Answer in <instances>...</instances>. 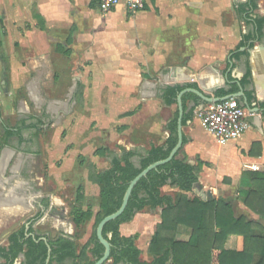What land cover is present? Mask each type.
<instances>
[{
	"label": "crops",
	"instance_id": "crops-1",
	"mask_svg": "<svg viewBox=\"0 0 264 264\" xmlns=\"http://www.w3.org/2000/svg\"><path fill=\"white\" fill-rule=\"evenodd\" d=\"M145 1L144 9L136 13L121 3L103 14L97 0H0V10L16 34L25 28L19 44L33 55L31 68L17 69L31 71L35 77L51 73L46 51L55 48L64 57L56 67L59 76L74 79L68 93L82 94L79 102L70 96L52 108L55 115L63 113L57 118L65 133L57 141L61 151L48 152L42 178V184L47 178L48 192L38 204L42 218L32 226L35 235L50 240L70 237L82 247L99 212L94 175L107 171L113 155L123 151L136 153L133 162L139 166L140 157L152 147H166L172 125L178 139L179 124L182 147L177 158L201 166L200 189L193 188L186 194L188 199L227 201L235 218L264 226V219L245 208L243 196L248 188L241 184L245 173L264 174V0H255L252 9L251 0ZM175 86L193 92L184 93L180 105L179 94L167 105L163 93ZM219 91L234 97L247 112L246 132L224 144L201 127L199 118L208 103L198 94L214 99ZM160 193L174 203L182 194L168 185ZM87 211L92 213L90 220L76 227L73 219ZM161 211L145 209L120 225L121 237L137 238L143 263L155 258L148 248L161 223ZM45 212L53 229L70 221L68 230L40 234ZM190 233L179 225L176 239ZM236 249H243L241 237ZM22 261L23 255L16 264Z\"/></svg>",
	"mask_w": 264,
	"mask_h": 264
},
{
	"label": "trees",
	"instance_id": "trees-1",
	"mask_svg": "<svg viewBox=\"0 0 264 264\" xmlns=\"http://www.w3.org/2000/svg\"><path fill=\"white\" fill-rule=\"evenodd\" d=\"M254 1L248 4L254 8ZM38 23L40 17L34 14ZM260 24L258 23V26ZM185 88L175 86L167 88L163 98L167 105L176 101L177 95ZM227 93L219 91L216 98H225ZM34 126V125H32ZM171 136L166 147H152L147 156L140 157L139 166L133 162L134 152L123 151L113 155L109 169L94 175V183L99 188V212L96 214L91 237L79 248L70 237L59 236L53 240L35 235L33 224L41 219L38 214L26 227L13 232L7 239V245L0 247V259L3 264H16L19 256H24L20 264H46L48 246L51 250L48 264H94L99 260L104 248L96 237V228L100 221L115 213L121 206L128 184L141 171L150 165L165 160L177 143L176 125L171 126ZM8 137L17 136L23 141L17 130H10ZM201 166H192L177 155L167 164L149 172L134 187L123 214L108 223L103 229V237L110 244V264H264V226L259 222L247 221L243 217L235 218L232 206L224 200L202 201L197 197L188 199L194 186L199 190L198 175ZM242 185L248 188L244 193L243 204L246 209L264 219V174L245 173ZM170 186L182 192L174 203L170 197L162 196L160 189ZM78 191L76 200L82 196ZM162 208L161 223L157 226L154 240L148 253L154 256L151 263L140 261L141 252L137 249L136 237H121L119 228L130 222L135 214L148 209ZM90 211L79 213L73 223L79 227L90 220ZM183 225L191 230L187 237L176 239L177 227ZM243 239V249H236L237 238ZM47 240V245L41 239ZM255 257L258 261L255 262ZM107 262L105 264H107Z\"/></svg>",
	"mask_w": 264,
	"mask_h": 264
},
{
	"label": "rangeland",
	"instance_id": "rangeland-1",
	"mask_svg": "<svg viewBox=\"0 0 264 264\" xmlns=\"http://www.w3.org/2000/svg\"><path fill=\"white\" fill-rule=\"evenodd\" d=\"M25 31V28L21 29L17 35V31L11 28L7 14L0 10V164L6 161L0 175L10 180L5 181L7 187L10 186L8 183L17 181L27 187L24 192L27 201L20 199L17 204L9 206L0 203V247L6 246L8 237L23 226H28L39 213L40 198L48 192L47 178L46 184H42L48 152L61 151L57 141L65 133L57 118L63 113L55 115L52 108L57 101L72 96L67 89L74 82L73 78L59 76L56 67L63 64L64 57L55 48L46 51L50 58L46 63L53 66L51 73L44 71L35 77L31 71L17 69L25 66L31 68L34 64L31 61L32 52L19 44ZM72 97V100L76 97L78 102L82 100L81 93ZM10 130H18L23 141H19L17 136L8 137L6 133ZM15 166L19 167L17 173L13 172ZM4 192L5 189L0 188V198ZM43 219L40 234L54 235L52 231L63 234L70 225V221L65 222L63 227L55 230L48 212L43 214Z\"/></svg>",
	"mask_w": 264,
	"mask_h": 264
},
{
	"label": "built area",
	"instance_id": "built-area-1",
	"mask_svg": "<svg viewBox=\"0 0 264 264\" xmlns=\"http://www.w3.org/2000/svg\"><path fill=\"white\" fill-rule=\"evenodd\" d=\"M101 13L112 12L121 3L136 13L145 7V0H97ZM200 125L221 144L240 139L247 130V112L234 99L206 104L199 112ZM254 171L256 167L252 168Z\"/></svg>",
	"mask_w": 264,
	"mask_h": 264
},
{
	"label": "water",
	"instance_id": "water-1",
	"mask_svg": "<svg viewBox=\"0 0 264 264\" xmlns=\"http://www.w3.org/2000/svg\"><path fill=\"white\" fill-rule=\"evenodd\" d=\"M186 92H193L191 90H185V91H182L181 93H179L178 95V102H179V105H180V99H181V96L186 93ZM195 93V92H194ZM197 94V93H196ZM202 99H204L205 102L207 103H216V102H219V101H223V100H228V99H233L234 97H225V98H214V99H207L205 97H203L202 95L198 94ZM178 139H177V143L175 145V147L171 150L169 156L163 160V161H160V162H157V163H154L152 165H150L149 167H147L146 169H144L143 171H141L139 173V175H137L129 184H128V187H127V190L124 194V197H123V200H122V203H121V206L120 208L113 214L103 218L100 223L98 224L97 228H96V237H97V240L98 242L103 246L104 248V253L102 255V257L97 260L94 264H105L108 259H109V256H110V244L108 243V241H106L103 237V229L104 227L112 222V221H115L116 219H118L122 214L123 212L125 211L126 207H127V204H128V201H129V198L131 196V193L135 187V185L142 179L144 178L149 172L153 171V170H156L158 167L162 166V165H165L167 163H169L175 156L176 154L178 153V151L181 149L182 147V136H181V126L179 124L178 126ZM194 189H197L195 186H194ZM206 196L211 199V194L210 192H207L206 193ZM27 227V226H26ZM43 242L46 243L47 245V240L46 239H41ZM50 248L48 246V251H47V259H46V264L49 263V259H50Z\"/></svg>",
	"mask_w": 264,
	"mask_h": 264
},
{
	"label": "bare ground",
	"instance_id": "bare-ground-1",
	"mask_svg": "<svg viewBox=\"0 0 264 264\" xmlns=\"http://www.w3.org/2000/svg\"><path fill=\"white\" fill-rule=\"evenodd\" d=\"M5 162L0 164V174H1V170H3V168H4ZM18 169H19V167L15 166L13 168V172H17ZM5 181H10V180H5V179H3V176L0 175V188L5 189V192H4L3 196L0 198V203L2 204V206L3 205L4 206L14 205V203L17 204L18 200H19V202L21 200L22 201L23 200L27 201V197L24 194V192L26 191L27 187H25L24 183H20V182H15L14 184L8 183L10 186L7 187V186H5Z\"/></svg>",
	"mask_w": 264,
	"mask_h": 264
}]
</instances>
